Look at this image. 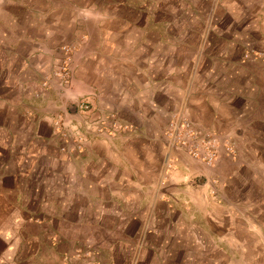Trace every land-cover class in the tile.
<instances>
[{
  "label": "crops",
  "instance_id": "obj_1",
  "mask_svg": "<svg viewBox=\"0 0 264 264\" xmlns=\"http://www.w3.org/2000/svg\"><path fill=\"white\" fill-rule=\"evenodd\" d=\"M212 4L0 0V264H59L85 244L99 264L244 262L247 226L260 228L246 226L239 202L252 192L249 212H264V71L237 59L248 37L264 46V22L251 29L238 11L218 19L204 13ZM74 43L72 88L41 89L51 55ZM79 100L92 118L113 112L128 127L106 123V135L65 155L51 119L66 108L77 120ZM180 111L227 137L235 157L220 148L207 168L172 150L166 123ZM213 176L221 202L208 194Z\"/></svg>",
  "mask_w": 264,
  "mask_h": 264
},
{
  "label": "rangeland",
  "instance_id": "obj_2",
  "mask_svg": "<svg viewBox=\"0 0 264 264\" xmlns=\"http://www.w3.org/2000/svg\"><path fill=\"white\" fill-rule=\"evenodd\" d=\"M248 1V5L244 7H239L238 9L237 7L233 6H221L220 2H222V0H213V4L211 6L206 7V12H204L206 8L202 9L203 7H198V10H203L202 12H204L205 14L210 13L212 16L217 17L218 19L219 16H222V14L226 15L227 13L230 14L237 11L239 13L242 12L246 16L247 22H249L251 29H255V26H260V23L264 22V17L261 15V13L264 12V6H261V0ZM256 14H258L256 17L261 16L263 19L257 22L254 17V15ZM214 21H216L215 18L212 21V26H216V23ZM220 22L222 24V21ZM213 38L212 42L215 41ZM258 40L259 39H252V37H248V42L250 43H246V45L243 47L237 61L239 63H260L264 71V46L259 47V45L263 43L261 41V43L258 44ZM76 45L77 43L61 45L51 55L52 58L50 60V64L47 66V69L43 71L42 74H40L39 85L41 89L46 91H52L54 94L59 95L65 94L72 88V85L76 79L75 72L77 70L74 66ZM71 105L74 109L73 111L76 113V115H73L78 116L77 120L70 119L69 116H72V114H70L66 108H63L64 111H61V109H57L56 113H54L51 119L52 134L57 142V149L59 153L70 156L82 153L85 145L90 142L91 139L106 135V123H109V125H111L112 133L126 130L128 127H126L125 125H121L117 118L114 116V114H111L113 112H108L109 114H100L101 116L92 118L91 106L88 102H85L84 100L76 101L74 104ZM184 122H189L193 131L196 133L195 135L198 139H201L206 134H208L216 140L215 159L212 163L207 164L201 158L199 159L193 157L189 153L187 148L179 144V142L189 140L188 137L185 135L184 128L182 127ZM165 136L168 139L169 147L172 150L183 151L191 159L202 163L207 168H214L217 162L219 161L220 148L223 149V153L228 158H234L236 155V150L233 146V143L227 137H224L222 141H220L218 135H216L212 131L201 129L195 126V124L188 117L185 111L175 112L169 116V120L166 123L165 128ZM192 141L195 142L193 139ZM199 145L200 148L202 147L201 151L205 152L204 145H202L201 143ZM166 168L167 170H169L172 168V165L167 164ZM222 190L223 188L221 179L219 177L213 176V178L210 180L208 188L209 197H211V199L215 202H221L223 200ZM245 196L250 197H245L246 199L240 197V199H243L241 200L242 202L240 201L239 203L242 204L243 208L245 207V211L239 217H243L246 226L247 224H249V222H259L258 226L256 227H259L260 230H254L252 224H249L247 226L250 230V232L248 233L250 234L246 233V236H252L250 238H246V240L250 239V241H247L246 246L244 247V262L239 261L235 264H264V212L262 211V213L260 214L249 212V206L252 204H256L257 197L252 192L248 193V195L245 194ZM256 227L254 228L256 229ZM252 241H254L255 243H252ZM249 242L251 243L249 244ZM96 254L97 252L93 248L85 244L83 246L76 247L73 251L64 256L63 261H59V264H99L96 260Z\"/></svg>",
  "mask_w": 264,
  "mask_h": 264
},
{
  "label": "built area",
  "instance_id": "obj_3",
  "mask_svg": "<svg viewBox=\"0 0 264 264\" xmlns=\"http://www.w3.org/2000/svg\"><path fill=\"white\" fill-rule=\"evenodd\" d=\"M185 130V135L188 137V141H183V142H179V144L183 145L185 148H187V150L189 151V153L195 157V158H201L202 160H204L207 164H210L213 162V160L215 159V143L216 140L206 134L204 137H202L201 139H198L196 137V133L193 131L191 125L189 124V122H184L183 126H182ZM192 139L195 141L193 142ZM82 140V139H81ZM204 145V150L205 152L201 151L200 145L199 144ZM80 148V147H78Z\"/></svg>",
  "mask_w": 264,
  "mask_h": 264
}]
</instances>
